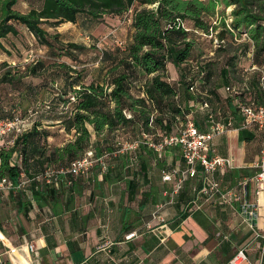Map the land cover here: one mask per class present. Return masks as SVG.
<instances>
[{"label": "crops", "instance_id": "0c3cea01", "mask_svg": "<svg viewBox=\"0 0 264 264\" xmlns=\"http://www.w3.org/2000/svg\"><path fill=\"white\" fill-rule=\"evenodd\" d=\"M232 56H223L212 68L210 82L199 87L211 92L203 96L210 110L221 111L224 120L232 122L227 132L212 141L214 154L230 161L212 176L224 198L201 192L200 167L198 180L186 179L174 193L176 177L163 182L162 173L185 169L180 149L168 148L157 159L144 142L134 151L112 146V152L103 155L105 170L97 164L88 175L74 180L73 188L61 181L55 185L61 193L40 199L33 194L36 184L28 183L42 169L41 157L33 153L22 167L26 177L21 175L20 182L27 183L16 190L17 196L0 187L1 264H229L240 250L246 257L241 264H264V197L256 195L252 181L261 132L256 127L242 128L238 103L250 97L226 92L227 87L243 86L247 79L255 84L252 53H237L234 63L226 60ZM167 74L179 106L198 131L207 132L210 123L199 95L188 91L180 81V70L172 64H167ZM59 119L58 115L40 119L50 135L38 149L49 153L71 141L58 126ZM88 128L91 144L107 136L106 132L97 136ZM119 134L108 137L113 143ZM16 163L21 167L20 159ZM247 211H253L255 218H248ZM130 234L133 238L125 240Z\"/></svg>", "mask_w": 264, "mask_h": 264}, {"label": "trees", "instance_id": "16d2710c", "mask_svg": "<svg viewBox=\"0 0 264 264\" xmlns=\"http://www.w3.org/2000/svg\"><path fill=\"white\" fill-rule=\"evenodd\" d=\"M227 9L231 10L225 14ZM113 19L123 24L128 20L130 37H126L125 43L117 42L114 49L101 51L98 73L87 83L85 70H76L59 60L67 58L74 64L80 63L76 54H85L91 47L65 42L61 34H51L48 30L62 24L75 25L83 32L92 27L107 29L111 28L108 22ZM115 32L111 33L114 39ZM25 33L46 49V57L52 63L47 67V59H37L21 67L23 72L17 71V78L9 67L0 75V86L14 89L13 97H9L7 104L5 102L8 112L0 110V118H30L31 123L30 130L17 137L13 146L3 144L0 148V183L2 180L11 183V188H5L9 196H17L22 167L33 153L41 157L42 169L33 173L28 183L36 184L38 189L33 194L43 199L44 194L61 193V190L56 191L54 184L35 182L36 176L46 169H66L89 150L96 158L110 154L114 146L108 137L110 134L121 132L127 143H138L139 147L147 138L157 142L159 134L176 132L188 113L179 106L177 91L167 74V64L180 70V81L188 91L191 86L195 87L201 103L206 100L203 96L211 93L198 89L197 84L200 88L206 86L217 64H186H191L194 41L199 36L209 38L212 35L223 41L224 45L216 49L240 44L241 56L251 52L252 67L264 72V0H0V49L8 58H16L17 41L22 42ZM242 35L250 42H236ZM210 40L212 42V38ZM4 42L7 47L2 45ZM236 58L234 55L226 60L234 63ZM4 64H0V70ZM47 75L51 84L58 80L61 83L60 87L54 84L50 102L27 114L19 113L15 109L19 99L31 92L37 94L43 87L26 84L23 79L45 80ZM258 77L259 72L254 71L255 84L247 79L243 85L246 91L240 95H248L262 103ZM55 115L61 118L58 126L71 141L47 153L46 149H38L46 144L50 135L41 127L40 119ZM88 127L97 136L103 132L107 136L101 143L91 144ZM16 159L21 160V167ZM197 177L190 179L198 180ZM77 179H72L73 185L69 188L74 187Z\"/></svg>", "mask_w": 264, "mask_h": 264}, {"label": "built area", "instance_id": "2783aa9c", "mask_svg": "<svg viewBox=\"0 0 264 264\" xmlns=\"http://www.w3.org/2000/svg\"><path fill=\"white\" fill-rule=\"evenodd\" d=\"M189 1V0H183ZM127 22L128 20L125 19ZM212 38L214 48H219L224 45L223 41H218L214 36ZM250 42L246 35H242L239 41L236 42ZM197 69V68H195ZM251 71H258L259 88L263 94L262 103L258 104L255 100L247 99L244 102L238 103V112L242 119V128L256 127L261 132L260 152L257 161L254 164L255 174L252 181L255 184L256 195L264 197V72L256 67H251ZM189 91L195 94V87L191 86ZM246 91L244 86H231L226 88V92L233 95H240ZM202 110L207 112V119L210 123L207 132H200L197 130L194 121L188 116L183 125L178 130L169 135H158V141L154 142L151 138L146 139V144L151 148L157 159H161L163 152L168 148L177 147L180 149L182 158L185 163V169L182 171L173 170L170 173H162L163 182H171L176 177L174 185V193H177L188 178H194L197 174V167L201 169V180L204 184L201 192L204 195H221L219 184L212 178L213 174L220 168L229 165V160L222 159L216 156L212 150V141L215 137L224 134L232 127L230 120H224V115L221 111L215 112L210 110L208 102L202 103ZM30 118L21 119L15 117L13 119L0 118V148L3 144L8 147L13 146L17 137L23 135L31 128ZM225 121V122H223ZM138 143H131L124 146V150H136ZM106 156L96 158L94 152L89 150L78 160L73 161L66 169H46L43 173L34 178L35 182L45 185L59 184V181H66L68 185L71 184L72 179L86 176L94 168L95 165H100L102 170H105L104 159ZM23 177V176H22ZM69 177V178H66ZM62 178V179H61ZM26 181H21L19 186H24ZM18 186V187H19ZM2 189L11 188L10 182L2 180L0 183ZM159 206L157 210H160ZM248 218L253 219L255 215L253 211H247ZM134 234L125 236V240L133 238ZM29 250L33 251V247L29 245ZM246 257L242 250L238 251L229 264H241ZM1 264V262H0Z\"/></svg>", "mask_w": 264, "mask_h": 264}, {"label": "rangeland", "instance_id": "374dc122", "mask_svg": "<svg viewBox=\"0 0 264 264\" xmlns=\"http://www.w3.org/2000/svg\"><path fill=\"white\" fill-rule=\"evenodd\" d=\"M25 5L21 7V9L24 10ZM219 11H222V8H220ZM230 9H227L225 11V14H228ZM215 20V19H213ZM212 21V20H211ZM111 25V28L104 29L103 27H92L89 31H80L78 27L72 26L69 24L61 25L56 29H49V33H58L63 36L62 40L66 42H72L84 45L89 48V51L87 53H77V57L79 58L80 63L74 64L67 58H62L59 61H65L68 65L74 67L76 70H85V73L87 74L86 82H90L93 77H95L98 73V58L100 56V53L102 50H111L117 47V42L125 43L126 37L128 34V25L125 21V24L118 21L117 19H113V21L109 22ZM97 29V30H96ZM116 31V32H115ZM115 32V39L112 37L111 33ZM116 41V42H114ZM6 47L7 44L3 43ZM92 45L95 46L93 49ZM240 44L233 43L228 44L225 48L216 49L213 46V43L211 42L210 38L199 36L194 41V49L191 54V58L189 61H191V64L186 63L187 65H205L207 63H215L219 64L220 60H222V57L225 56V53L228 52L229 54L236 55L237 53L239 55H242L243 50L239 48ZM216 49V50H215ZM217 51V52H215ZM213 53V54H211ZM0 55L3 56L5 59V62H1L2 58H0V64L5 63L4 67L0 70V75H2L5 71H7V67H9L10 70H12V75L17 78V71L19 73H22L23 70L21 67L31 63L32 61H35L37 59H47L46 49L37 45L32 38L25 33V35L22 36V42L17 41V54H15L16 58H8L3 50L0 49ZM218 55L219 62L216 60ZM245 56V55H244ZM212 59L214 61H212ZM48 62L47 67H50V64L52 61L46 60ZM50 70V68H49ZM48 74H52L49 72ZM22 75V74H21ZM24 83H30L31 85L35 86L38 84V86H43L37 94L30 93L31 98L29 96H22L19 99V102L16 104L15 109L21 114H27L28 112H31L33 109H35L38 106L43 105V103H49L52 94L54 93V84H57L58 87H60V81H56V83L51 84L50 76L47 75V79H31V78H24ZM200 87L197 84V88ZM199 89V88H198ZM14 89L13 87L9 86H0V102L5 105L8 103V99H11L13 97ZM13 94V95H12ZM10 95V96H9ZM12 95V96H11ZM11 97V98H9ZM6 98V99H5ZM0 105L2 106V104ZM6 106V105H5ZM14 107V106H13ZM4 109H6L4 111ZM7 106L6 107H0V110H3L4 113H7ZM44 115V114H43ZM121 133V132H120ZM123 134H119L118 139H116L115 142H113V145L115 148L121 149L124 146L130 145L127 143L125 138H123ZM118 143H120L118 145Z\"/></svg>", "mask_w": 264, "mask_h": 264}]
</instances>
